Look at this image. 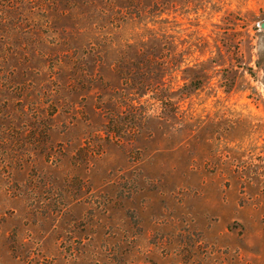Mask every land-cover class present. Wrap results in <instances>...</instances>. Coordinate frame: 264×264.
Returning a JSON list of instances; mask_svg holds the SVG:
<instances>
[{"label":"rangeland","instance_id":"1","mask_svg":"<svg viewBox=\"0 0 264 264\" xmlns=\"http://www.w3.org/2000/svg\"><path fill=\"white\" fill-rule=\"evenodd\" d=\"M7 4L0 264H264V0Z\"/></svg>","mask_w":264,"mask_h":264},{"label":"trees","instance_id":"2","mask_svg":"<svg viewBox=\"0 0 264 264\" xmlns=\"http://www.w3.org/2000/svg\"><path fill=\"white\" fill-rule=\"evenodd\" d=\"M2 6V5H1ZM10 6L5 5L4 8L0 7V26H5L8 25L7 23H3L4 21H9L11 23H14L15 18L17 19L18 17L13 15V11H9ZM21 14V12H20ZM13 15V17H12ZM145 66V65H144ZM136 75H134V77H136V79L132 80V84H136V89L140 88V91H136L137 94H143V90L147 89L146 86H148L145 82H143L141 79L143 78L145 71H143L144 67L143 66H139L137 65L136 67Z\"/></svg>","mask_w":264,"mask_h":264},{"label":"water","instance_id":"3","mask_svg":"<svg viewBox=\"0 0 264 264\" xmlns=\"http://www.w3.org/2000/svg\"><path fill=\"white\" fill-rule=\"evenodd\" d=\"M261 26L264 27V23H262Z\"/></svg>","mask_w":264,"mask_h":264}]
</instances>
